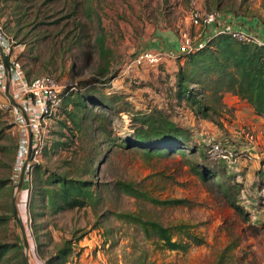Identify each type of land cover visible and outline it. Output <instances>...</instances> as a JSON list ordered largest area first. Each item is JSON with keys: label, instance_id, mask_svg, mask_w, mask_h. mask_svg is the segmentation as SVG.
<instances>
[{"label": "rangeland", "instance_id": "obj_1", "mask_svg": "<svg viewBox=\"0 0 264 264\" xmlns=\"http://www.w3.org/2000/svg\"><path fill=\"white\" fill-rule=\"evenodd\" d=\"M216 1L217 8L208 10L264 24V0ZM189 12L187 0H38L35 7L0 2V28L10 42L11 63L28 81L50 75L62 91L73 93L79 91L81 82L96 81L94 86L104 94L118 95L131 111L159 108L167 112L172 121L190 132L192 147L205 142L215 130L237 150L238 158L237 182L221 165L209 160V170L224 178L201 181L190 169L198 160L194 156L145 161L139 153L118 148L113 141L129 133L130 116L108 114L86 102L89 117L92 112L108 117L94 126L104 127L110 140H104L101 130L83 129L82 135L70 131L73 127L65 121L62 103L57 115L41 125V151L33 158L29 152L20 154L26 152L27 144L0 94V181L7 183L0 191V217L8 218L0 227V241L14 243L18 239L28 264H45L64 241H71L74 251L67 264H138L140 257L144 264H264V205L256 200L253 186L258 182L256 170L264 178V125L227 95L220 117L203 120L185 105H176L173 91L169 94V88L175 90L172 79L153 80L151 74L149 79L142 78L139 71L120 73L136 52L154 50L147 43L162 33L160 30L170 28L178 44L183 31L193 37L202 33L205 39L206 31L191 27ZM87 56L92 57L91 63ZM101 66L108 67L107 73L97 79ZM61 122L68 128H62ZM53 142L71 147L48 150ZM240 146L248 150L240 151ZM33 164L75 180L92 181L99 203L56 215L41 201L31 207ZM90 169L95 173L87 175ZM117 182L133 184L159 201L182 200L184 204L164 207L135 200L116 191ZM231 185L237 193L228 198L222 186L231 189ZM117 213H137L165 227L191 225L204 244L185 253L162 250L133 226L116 220Z\"/></svg>", "mask_w": 264, "mask_h": 264}, {"label": "trees", "instance_id": "obj_2", "mask_svg": "<svg viewBox=\"0 0 264 264\" xmlns=\"http://www.w3.org/2000/svg\"><path fill=\"white\" fill-rule=\"evenodd\" d=\"M36 1L38 0H0L4 5L11 2L16 5L30 4L32 7H35ZM217 3L216 1V6ZM204 42L206 44L202 49L181 55L177 60L175 90L172 92L176 105H185L194 115L211 122L214 116L220 117L224 106L223 99L229 95L245 102L254 115L264 118V42L244 44L232 39L228 34L211 35L206 37ZM91 61L92 57L87 56V62ZM107 68L101 66L96 71L97 79L106 75ZM96 83L98 82H81L79 91L75 93L67 89L62 91L65 121L73 127L70 131L74 130L82 135L83 129L92 130L93 133L101 130L104 140H110V133L104 127L94 126L97 121H108V117L95 112L89 117L85 102L101 111H107L108 114L125 113L131 118L130 126L127 128L129 133L113 140L116 147L137 152L145 161L175 155L194 156L198 160L191 163L190 169L201 181H217L218 178H224L218 177L206 166L208 159L205 155V143L190 146V132L172 121L167 112L159 108L131 111L129 104L118 100V95L104 94L102 88L94 86ZM66 122H61L62 128H68ZM61 147L68 149L71 145L66 142H53L48 150L55 152ZM222 169L227 172L224 167ZM33 170L34 181L29 190L31 207L35 202L41 201L52 215H56L75 209L93 208L99 203V193L92 181L75 180L64 174H56L40 164H33ZM94 173L95 171L90 169L87 175ZM232 174L229 172L232 179L237 182L235 172ZM228 178L230 179L229 176ZM6 184L5 181H0V191ZM229 187L231 189L222 186V189L227 197L231 198L236 191L232 190L233 185ZM254 187L257 192L256 200L260 205H264V180L261 178ZM114 188L127 197L145 200L157 206L174 207L184 204L182 200H156L130 183L117 182ZM232 205L239 213L244 214L243 217L246 216L239 206L234 203ZM114 216L116 220L139 230L146 241H152L162 250L185 253L192 247L204 244L203 238L188 224L165 227L160 222L144 218L137 213H117ZM7 222L8 218L0 217V227ZM261 226L264 228V224ZM15 241L14 243L0 241V264H28L23 256L22 246L18 239ZM73 255L72 242L64 241L45 264H67ZM143 261L144 257H140L136 262L144 264Z\"/></svg>", "mask_w": 264, "mask_h": 264}, {"label": "built area", "instance_id": "obj_3", "mask_svg": "<svg viewBox=\"0 0 264 264\" xmlns=\"http://www.w3.org/2000/svg\"><path fill=\"white\" fill-rule=\"evenodd\" d=\"M190 12L189 21L193 29L197 31H209L217 25L221 14L216 10H206L199 6L198 0H187ZM228 34L232 39L244 43H258V40L250 33L224 27L214 35ZM199 33L193 37L189 31H183L181 41L175 54H170L163 49L140 50L136 52L123 65L120 73L134 72L139 69H156L165 65L168 61H177L181 55L191 54L205 46V39ZM0 94L6 99L5 107L9 109L15 125L22 132L26 142L25 154L33 158L41 151V125L46 120L54 118L63 103L62 90L53 76L44 75L28 81L22 73H19L11 63L10 42L0 28ZM2 55L8 59L9 67L6 68L2 61ZM29 134H31V148L29 149ZM205 155L209 161L224 167L227 172L236 174L237 150L232 145L226 144L220 133H212L204 142ZM23 148L20 149V152ZM30 150V151H29Z\"/></svg>", "mask_w": 264, "mask_h": 264}, {"label": "crops", "instance_id": "obj_4", "mask_svg": "<svg viewBox=\"0 0 264 264\" xmlns=\"http://www.w3.org/2000/svg\"><path fill=\"white\" fill-rule=\"evenodd\" d=\"M198 2H199V6L202 7L203 9H206V10L213 8V6L215 8H217L216 5L210 4L211 0H198ZM209 11H211V10H209ZM217 26H218L217 28L212 27L209 29V31L207 30L205 38L208 36L214 35L216 33V31H218L224 27H229V28H232L234 30H241V31L250 33L253 36H255L258 40L264 42V24L257 19L252 18L251 20H247V19H243L241 17H234V15L232 13H224L221 15V19H220L219 23L217 24ZM160 31L162 33H156L154 36V39L147 43V47H150L153 49H163V51L165 50L170 54H175L177 52V49L179 46L175 35L170 31V28H168L167 30H164V31L163 30H160ZM177 65H178L177 61H175V62L168 61L165 65H161L159 68H156V69H150V70L139 69L136 71L141 72L142 78L149 79L148 75L151 74L153 76V80L159 78L160 80L167 82L168 79L169 80L172 79L173 80L172 82H174L175 81V73L177 71ZM169 75H172V76L169 77ZM169 89H168L169 94H171V91H173V88H169ZM227 96H229V95H227ZM229 97L232 99V101L234 100L235 102L239 103L241 106L246 107V109L251 111V113H252V110L248 107V105L245 102H242L235 97L232 98V96H229ZM252 116L254 117L255 122L260 123L261 125H264V118L258 117L254 114ZM211 132L212 133H218L215 130L211 131ZM245 148H246V146H240L238 149H240V151H243V149L248 150ZM254 174L258 175V178H257L258 182L261 178L264 180L261 171L256 170L254 172ZM258 182L255 181L254 184L256 185ZM254 184H253V186H254Z\"/></svg>", "mask_w": 264, "mask_h": 264}, {"label": "water", "instance_id": "obj_5", "mask_svg": "<svg viewBox=\"0 0 264 264\" xmlns=\"http://www.w3.org/2000/svg\"><path fill=\"white\" fill-rule=\"evenodd\" d=\"M0 51H1V49H0ZM2 61H3V64L5 65V67L8 68V67H9V64H8V59L6 58V56L2 55ZM31 144H32L31 134H29V149L31 148ZM29 151H30V150H29ZM26 163H27V162H25V164H24V166H23V169H22L21 178H20L19 185H18L19 187H21V184H22L23 172H24V168H25V166H26ZM13 210H14V209H13ZM14 212H15V211H14ZM17 222H19V220H18ZM21 228H22V227H21ZM23 238H24V246H25V248H27V247H28V244H27V242H26L25 236H23ZM25 260L27 261V258H25Z\"/></svg>", "mask_w": 264, "mask_h": 264}]
</instances>
